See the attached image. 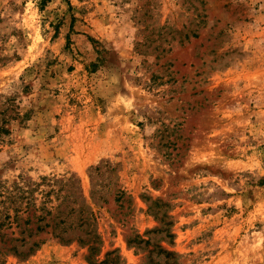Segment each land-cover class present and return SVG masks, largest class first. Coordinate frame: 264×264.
Here are the masks:
<instances>
[{"label": "rangeland", "instance_id": "374dc122", "mask_svg": "<svg viewBox=\"0 0 264 264\" xmlns=\"http://www.w3.org/2000/svg\"><path fill=\"white\" fill-rule=\"evenodd\" d=\"M0 264H264V0H0Z\"/></svg>", "mask_w": 264, "mask_h": 264}]
</instances>
